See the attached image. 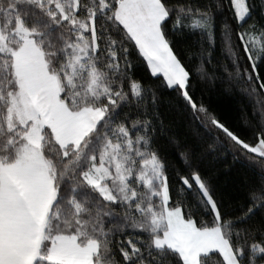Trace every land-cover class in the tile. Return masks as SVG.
Masks as SVG:
<instances>
[{
  "label": "snow or ice",
  "instance_id": "snow-or-ice-1",
  "mask_svg": "<svg viewBox=\"0 0 264 264\" xmlns=\"http://www.w3.org/2000/svg\"><path fill=\"white\" fill-rule=\"evenodd\" d=\"M0 264H264V0H0Z\"/></svg>",
  "mask_w": 264,
  "mask_h": 264
}]
</instances>
